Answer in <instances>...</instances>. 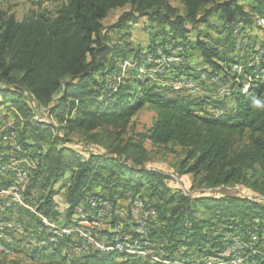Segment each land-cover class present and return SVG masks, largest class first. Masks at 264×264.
I'll return each instance as SVG.
<instances>
[{
    "label": "trees",
    "instance_id": "1",
    "mask_svg": "<svg viewBox=\"0 0 264 264\" xmlns=\"http://www.w3.org/2000/svg\"><path fill=\"white\" fill-rule=\"evenodd\" d=\"M52 1L59 3L54 12L30 10L20 20L0 9V101L14 109L15 118L4 132L13 131L18 150L22 149L16 151L6 141L5 146H0V151L7 148L0 161L19 160L23 156L34 161L23 197L45 218L53 214L54 187L69 173L65 224L71 222L89 195L97 196L92 191L95 183L99 182L112 205L118 198L126 199L128 190L142 192L139 196H144L147 207L155 211L147 228L151 249L163 253L159 254L162 261H157L116 249H94L68 263L174 264V256L231 261V253L227 256L224 252L237 239L240 244H247L240 250L248 255L243 260L246 264H264V202L230 194L189 195L169 185L163 172L148 168L147 161L142 159L146 152L144 141L155 145L174 143L185 151L180 173L190 174L198 187L242 185L264 196V79L260 78L264 61L250 64L254 57H248L247 52L255 54L252 45L242 47L249 50L238 54L241 59L233 55L238 41L235 30L245 33L249 28L261 27L258 20H264V0H180L184 14H179L168 0ZM243 2H247L248 9ZM126 5L128 10L113 23L105 24L109 10ZM221 9L239 18L234 25L232 17L223 16L228 25L218 34V44L226 46L219 50L218 45L200 39L195 25L206 24ZM140 17L159 29L153 31L147 24L143 29L148 32L146 49L151 54L159 47L168 55V46H182L185 58L188 49L195 47L209 67L202 71L208 75L221 73L228 81L230 98L220 100L213 94L194 98L174 88L172 81L181 76L191 78L186 63L171 66V74L163 78L169 84L153 82L146 75L141 78L138 66L131 69L130 76H126L128 71L125 75L119 73L121 68L116 67V60L124 62L130 53L111 43L110 31L127 30L129 23ZM159 36L167 38L153 44L154 37ZM260 47L264 49V44ZM134 49L131 54L136 59L140 46ZM236 62L241 65L240 73L231 71ZM108 74L114 76L112 83L105 78ZM154 75L162 77L159 73ZM213 86L208 91L213 92ZM34 103L43 106L57 124L36 120ZM206 106L211 113L206 112ZM143 108L155 114L150 127L137 133V140L119 143L117 140H122L132 117ZM74 133L82 134L89 142H96L100 133H106L113 142L105 152L79 150L70 144L69 134ZM5 174L13 177L9 171ZM5 177L0 188L11 184ZM22 209L31 216V223L21 222L25 229H45L35 213ZM34 234L44 238L46 233L37 234L36 230ZM113 234L101 230L98 235L111 238ZM253 238L251 254L249 240ZM58 240L56 247H51L50 258L60 254L57 246L68 243L69 236L62 235ZM47 247L35 245L29 252L41 253ZM65 257H61L63 264Z\"/></svg>",
    "mask_w": 264,
    "mask_h": 264
},
{
    "label": "rangeland",
    "instance_id": "2",
    "mask_svg": "<svg viewBox=\"0 0 264 264\" xmlns=\"http://www.w3.org/2000/svg\"><path fill=\"white\" fill-rule=\"evenodd\" d=\"M218 1L223 2L225 0H218ZM168 2L170 3L171 6L177 9L179 14L185 13L184 5L180 0H168ZM243 4L245 5L244 7L248 9L247 2H243ZM58 7H59V3L53 2L52 0H0V9L8 11L18 20L23 18L25 14H27V12L30 10H37V11L47 10L49 12H54ZM128 9L129 6L126 5L124 7H117L109 10L107 13V17L104 21L105 24L113 23L123 11ZM223 16L225 17V19H227V17L229 16L232 17L234 19L233 20L234 22L232 23L238 24L236 22V19L239 18L237 14L226 13L223 11V9H221L215 12L213 16L208 18V22H207L208 24L198 23L195 25L196 31L199 33L198 36L200 37V39H202L207 44L218 45L219 50L223 49L226 46V45L218 44V37L220 36V35L218 36V34L224 31L223 26L225 27L226 25H228L227 20L225 21ZM258 23L261 27L256 30H252L249 28V30H247L245 33L235 30L238 33L236 39L238 41L237 42L235 41L236 48L234 50L233 55L234 56L237 55L238 57L237 60L241 59L240 58L241 56L240 55L238 56L239 53H241L242 51L249 50V48L246 50H242V47L244 49L245 46L252 45L255 54L252 55L250 51L247 52L248 57L249 56L254 57L253 61L251 59L250 64L252 63L258 64L259 62H261V60L264 61V49L260 47V44L262 43L264 44V20L262 19L258 20ZM129 24L130 25L128 26L127 30L114 29L110 31L111 43L115 45L116 44L121 45L128 53H130V55L124 62L120 61V59L116 60V67L118 66L121 68L119 73L121 74L124 73L125 75L126 71H128L126 73V76H130L131 69L138 66V70L142 75V76L140 75L141 78H143V76L146 75L149 76L151 78V81L153 82L169 84L170 81L163 80V78L171 74L170 73L171 66L182 65L183 63H186L191 69V74H192L191 78H188L186 76H181L176 81H172L171 85L174 88L181 89L185 91V93H188L191 96H193L194 98H199V97L201 98L202 96H208L209 94L210 95L213 94V96L219 98L220 100L222 99L225 100V98L226 100L229 99L230 96L228 97L224 95L225 96L224 97L221 95V92L222 94H224L223 92L231 93L230 88L228 86L229 85L228 81H227L228 85L224 86V79L222 77L223 74L219 73V75H217V73H213L211 75H208L205 74L204 71H202L205 68H209V67L208 65H206L201 54L195 47L188 49L187 51L188 57L184 58L185 53L183 55L182 46H176L174 48L168 46L167 52H169V54L172 53L174 56L171 58L172 59L175 58V60L177 59V62L175 61L171 66L163 67V65L160 64L162 62V59H160V61L158 59H155V54L160 53V55L164 57V53L162 51L164 49L158 47L156 48L155 53L151 54V51H148L146 49L147 48L146 45L149 46L148 36H147L148 32L143 30L145 24H147L149 28H153L154 29V30L152 29L153 31L155 30L158 31L159 29L154 28L155 27L154 24L146 22L145 18L142 17L134 18ZM164 32H166L165 29ZM127 34H129L130 36H127ZM166 38L167 37H163V36L154 37L152 43L155 45L159 44L162 39L166 40ZM195 39L196 38L194 36L191 37V40L192 42L194 41V43H195ZM136 46H140L141 52L139 51L140 56L134 59L133 58L134 54L131 53L135 51L134 48H136ZM179 47L180 49H178ZM221 53L223 54V51H221ZM156 60L158 61V63ZM150 64H154V65H150ZM240 70H241V65H239V63L237 62L231 67L232 72L236 71V73H240ZM154 73H159L162 75V77L155 78ZM215 76H217L219 80L214 78ZM105 78L107 81H110V83L114 81L113 75L108 74L105 76ZM212 80L215 81L213 82ZM243 82L245 83V80ZM183 83H188L189 85L187 84L186 85L187 87L185 86L179 87ZM212 84L214 85L213 86L214 90L213 92L212 91L210 92L208 90L211 89L210 87ZM244 86L248 87L247 84H245ZM0 87H2L1 84ZM224 87L228 89H224ZM34 109L36 112V120H38L39 122H49L54 125L57 124L55 120H53L51 117L47 115V112L43 106L34 103ZM205 109L208 114L212 112L209 106H206ZM221 111L222 110H219V113H221ZM13 112L14 109L12 107L8 106L7 104H2L0 101V120H4L5 122H10V123L0 124V136H1V132H4L5 128L11 126L15 122ZM154 116L155 114L151 110L147 108L141 109L134 117H132L126 133L122 136V140H117V141L123 144L126 141H128V139L137 140L136 134L139 132H143L145 131V129L150 127V125L153 122ZM69 138L71 140L70 144L73 145L76 149L83 150L84 148H88V150H92L95 152L96 151L105 152V150H107L105 148H107V146H109L113 142L112 138L106 136V133H100L96 142H89L91 140L83 136L82 134H75V133L69 134ZM5 141H14L15 147H17L18 145L16 143V137L14 132L6 133ZM11 144L13 145V142H11ZM5 145L6 142H3V146ZM143 145L144 148L146 149L145 150L146 152L143 154L142 159L144 161H147L146 164L147 167L163 172V174L166 175L168 184L173 187H179L184 193H188L189 195H196V196L198 195L216 196L223 194L240 195L250 199L264 202V196L257 195L256 193L252 192L251 190H249L248 188L242 185H223L211 189L198 187V182L194 178H192L190 174L180 173L179 164L182 158H184L185 156V151L183 148H181L180 146L174 143H169L167 145H155L150 143L149 141H144ZM6 149L7 148H5V150L3 149L0 151V157L4 156ZM15 150L22 152L21 147L20 150L18 149ZM9 152H11V148H9ZM33 164L34 161L30 160L27 156H23L19 160L11 159L12 172L15 171L16 173L17 172L19 173L20 171L24 170L28 176L26 179L27 181H29V168L32 167ZM0 168H2L1 169L2 171L0 170V173L7 177V174H5V172L9 171V166H7V164H0ZM4 176L0 178V182L4 180ZM68 177H69V173H67L66 176H64L61 179V181L54 187V189L56 190V194L52 196L53 199L52 202L54 207L52 208L53 214L50 218L42 219L41 217L43 215L35 212V210L33 209L34 207L31 206L29 203L25 202L23 195L18 196L19 201H21V203L16 201L15 202L9 201V203H2L0 205V218H1L0 222L9 223V229L11 230L12 228V230L15 231L13 237H6L5 239V241L7 242L10 241L8 245L11 247V250L8 252H0V264H63L61 258L62 256H66L65 258L67 259V261L64 264H69L68 263L69 260L75 259L76 257L82 254L85 253L87 254L89 251H93L95 248L103 251L116 249L120 252H126L127 254L137 255L143 258L162 261L160 260L161 255L159 254H163V253L159 250L157 254V251L151 249L153 244L147 228H146L147 232L145 231V233H138L139 235L138 241L147 242L149 245L148 247L145 244H135L134 246V244L128 243L126 241L111 242L110 240H107L105 241V245L95 243L94 247H90V248L88 247L87 250L81 251V247H80L81 241H87L89 240V237H94V235H96V237H104V235L102 236L98 235L101 230H105L108 233V232H114L115 229L118 228L120 229L119 230L120 233H124L125 235H128L131 231H134L136 229L138 230V226L148 227V225L151 222L149 223V219H147L148 218L147 215L143 216L142 214L144 213V210L146 212H150V214H154L155 211L151 208H148L145 202H142V208L138 209V216H136L137 219L135 220V218H133V216L130 214V208H134V200H141V201L144 200L143 198L144 196L143 197L139 196L142 194V192L136 193L133 190H128L126 199L118 198L116 200V205H112L111 201L105 195L106 192L103 191L101 185H99L98 182L97 184L96 183L93 184L92 187V191L96 192L97 196L89 195V197L86 198V202L82 203L80 207L77 208L76 210L77 214L71 217L72 218L71 222L65 224V220H66L65 194H66V187L68 184ZM7 178L11 182V184L9 185V188H11L12 184H15L17 182L16 181L17 179L14 178V175L13 177L10 176ZM20 186L23 187V190L21 192L24 193L26 187L23 185ZM11 191L13 193H17L14 187L13 189L11 188ZM113 193L114 195L112 197L114 198L116 197L115 195L116 192L113 191ZM18 207H20V210L17 209ZM24 207L35 213L34 215L38 216L42 220V222L46 226L45 229H43V227L41 226L38 227L37 229L35 228L36 226L28 227V229L24 228L23 223H21L23 222V220H26L27 222L31 223V219H30L31 216L29 217L28 213H26L25 210L21 212V209ZM11 208L12 211H8ZM204 214L205 213H203V215ZM97 219L99 221L97 223L98 225L95 226V229L90 230V224H84V223L97 222L96 221ZM154 225L155 226L157 225L156 221ZM16 226L17 228H15ZM36 230H37V234H42V232L46 233L44 235L45 237L37 238L36 235L34 234ZM74 231H79L78 232L79 237L76 236ZM62 235H68L69 242L66 243V241H64L63 245L61 244V246H57L60 249L59 250L60 254H56V257L50 258L49 256L52 254L51 247L52 246L56 247L58 241H60L58 239H61ZM108 239L110 238L108 237ZM242 240H246V239H242ZM252 240L253 242H255L253 238L249 240L250 241L249 244L252 243L251 242ZM48 243L51 245L49 246ZM234 243L240 244L237 241V239H235ZM44 244H46V246L48 247L44 249L41 253L33 254L29 252L30 249H33L32 247H34L35 245L37 247H40ZM252 245L253 243L249 246V248L251 249V254H253L254 252ZM243 246L245 247L247 246V244L241 242V245H236L235 248H234V244L228 247V249L230 250L227 249L224 255L228 256V254L231 253V257H232L231 261H223L214 257L206 258L204 256L203 257L191 256L187 258L174 256L172 262L174 264H185L184 263L185 262L184 259H185L188 260L190 264H246L243 260H245L248 257V255L244 256L243 253H240V250L241 248H243ZM244 249L245 248H243V250ZM118 260L120 259H117V261Z\"/></svg>",
    "mask_w": 264,
    "mask_h": 264
},
{
    "label": "built area",
    "instance_id": "3",
    "mask_svg": "<svg viewBox=\"0 0 264 264\" xmlns=\"http://www.w3.org/2000/svg\"><path fill=\"white\" fill-rule=\"evenodd\" d=\"M163 58H167V57H162L160 55V53L155 54V59L160 60ZM217 75H219V73H217ZM212 81L214 82L215 80H212ZM187 84L188 83H183L179 87H182V86L187 87L186 86ZM226 85H227V82L224 80V86H226ZM3 123H10V122H5L3 120ZM9 133H13V132H9ZM5 134H6L5 132H1L0 146L3 144V142H6L5 141ZM9 142H13V147L15 149V142L14 141H9ZM0 159H1V157H0ZM11 159L12 158H10V160L8 162H1L0 161V164H7V166H9V172L12 174V176L14 175V178L17 179L16 181L19 183H23L26 187L28 185L29 181H27L26 179H23V174H17L16 172H12ZM22 195H23V192L13 193L11 191V188H9V186L6 188H0V205L2 203H9V201H16L17 202V197L22 196ZM142 202H144V201L134 200V208H130V214L133 216V218H135V220H136V216H138V209L142 208ZM76 214H77V212H76ZM142 215H147L149 217V220L154 216V214H150L149 212H146L145 210H144V213ZM43 217L44 216H42L41 218L46 219L45 217L44 218ZM98 221L99 220L97 219V223H98ZM97 223H84V224H90V230H91V225H95V224L98 225ZM146 228H148V227H139L138 226V230L131 231L128 235H125L124 233H120L119 232L120 229L116 228L115 231L113 232L114 234L111 236V238L109 237L110 239L106 238V236L96 237V235H94V237H89V240H87V241H81V251L87 250L88 247H94L95 243L105 245V241H107V240H110L111 242L126 241V242L132 243V244H145L148 247L149 245L147 242H138V233H145ZM75 230H76V228H75ZM74 232H75L76 236L78 237L79 231H74ZM13 236H14V231L9 229V223L6 222L2 226H0V237H13ZM236 245H241V244H234V248ZM228 250H230V249H228Z\"/></svg>",
    "mask_w": 264,
    "mask_h": 264
},
{
    "label": "bare ground",
    "instance_id": "4",
    "mask_svg": "<svg viewBox=\"0 0 264 264\" xmlns=\"http://www.w3.org/2000/svg\"><path fill=\"white\" fill-rule=\"evenodd\" d=\"M238 35V34H237ZM178 49H180V47L178 48ZM256 50V49H255ZM162 52V51H161ZM171 53V52H170ZM163 55V54H162ZM174 55L171 53V54H169L168 53V55H165L164 54V57H167V58H163L162 59V62L160 63L161 65H163V67L164 66H171L175 61L177 62V59L175 60V58L174 59H172L171 57H173ZM157 61V60H156ZM160 61V60H159ZM257 61V60H256ZM157 63H158V61H157ZM164 69V68H163ZM236 70V69H235ZM167 71V70H166ZM164 72V71H163ZM236 72V71H235ZM238 72V71H237ZM262 72H264V71H262ZM226 74V73H225ZM220 77V76H219ZM223 77V76H222ZM258 77V76H257ZM214 78H216L217 80H219V78L217 77V76H215ZM260 78L261 79H264V73H260ZM181 79V78H180ZM216 80V81H217ZM230 80V79H229ZM176 81V80H175ZM229 84V83H228ZM227 84V85H228ZM224 89H228V88H225L224 87ZM224 94H222V92H221V95L222 96H230L231 95V93L229 92V93H226V92H223ZM219 95H220V92H219ZM224 96V97H225ZM230 98V97H229ZM226 99V98H225ZM223 113V112H222ZM2 168H0V170H1ZM14 170V169H13ZM26 170V169H25ZM2 171V170H1ZM13 172H15V171H13ZM18 173V172H17ZM18 174H23V179H27V173H25V171L24 170H22V171H20ZM20 185H23V186H25L23 183H20ZM19 185V183L18 182H16L15 184H12V186H11V188L13 189V187L16 189V192L17 193H20L21 192V190H23V187H21ZM25 188V187H24ZM13 191V190H12ZM15 191V190H14ZM21 198V197H20ZM13 202H15V201H13ZM17 202H21V201H19V198L17 197ZM97 211V210H96ZM150 213V212H149ZM153 213V212H152ZM144 216V215H143ZM140 217V216H139ZM1 219V218H0ZM83 219V218H82ZM90 219V218H89ZM137 219V218H136ZM140 219V218H139ZM147 219H149V217L147 218ZM84 220V219H83ZM2 221V220H1ZM97 221V220H96ZM144 221V220H143ZM12 222V221H11ZM94 223H97V222H94ZM4 223H1L0 222V226H2ZM141 224V223H140ZM78 225V224H77ZM95 226H97V225H92L91 227V229H95ZM81 227V226H80ZM83 227V226H82ZM85 227V226H84ZM145 227H147V226H145ZM15 228H17V226L15 227ZM88 228V227H87ZM11 230H12V228H11ZM137 230V229H136ZM148 230V229H147ZM19 231V230H18ZM26 232V231H25ZM83 232H84V230H83ZM86 232V231H85ZM147 232V231H146ZM14 233H15V231H14ZM88 233H90V232H88ZM141 235V234H140ZM148 235V234H147ZM146 235V236H147ZM139 236V235H138ZM79 237V236H78ZM5 239H6V237H0V252H8V251H10L11 250V247L8 245L9 243H10V241H5ZM83 239V238H82ZM81 239V240H82ZM9 240V239H8ZM79 240V239H78ZM84 240V239H83ZM143 241V240H142ZM139 242V241H138ZM81 243V242H80ZM235 244V243H234ZM107 245H108V243H107ZM116 246V245H115ZM114 246V247H115ZM127 246V245H126ZM129 246V245H128ZM134 246H135V244H134ZM81 247V246H80ZM145 247V246H144ZM90 248V247H89ZM126 248V247H125ZM96 249V248H95ZM101 249V248H100ZM238 249H240V248H238ZM89 250V249H88ZM121 250V249H120ZM124 250H126V249H124ZM130 252V251H129ZM235 252V251H234ZM225 253V252H224ZM229 253V252H228ZM139 255V254H138ZM231 260V259H230Z\"/></svg>",
    "mask_w": 264,
    "mask_h": 264
},
{
    "label": "crops",
    "instance_id": "5",
    "mask_svg": "<svg viewBox=\"0 0 264 264\" xmlns=\"http://www.w3.org/2000/svg\"><path fill=\"white\" fill-rule=\"evenodd\" d=\"M15 149H18V147H15ZM21 203V202H20ZM114 205H116V202H115V204Z\"/></svg>",
    "mask_w": 264,
    "mask_h": 264
}]
</instances>
